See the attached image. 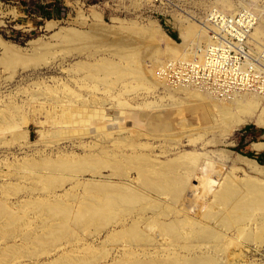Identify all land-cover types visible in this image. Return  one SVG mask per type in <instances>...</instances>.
Instances as JSON below:
<instances>
[{"label":"rangeland","instance_id":"obj_1","mask_svg":"<svg viewBox=\"0 0 264 264\" xmlns=\"http://www.w3.org/2000/svg\"><path fill=\"white\" fill-rule=\"evenodd\" d=\"M224 7L228 9L224 11L226 13L238 14L244 9L257 13L262 22L254 37L260 46H264V38L256 37L259 32L264 35V0H0V199H6L16 208L25 205L26 212H30L32 204L37 202L34 194L30 195L36 179L25 180L27 175L33 174L31 162L43 158L54 163L69 161L80 167L89 159H100L102 148L96 128L87 127L81 132L82 135L76 136L69 132L66 124L74 108L81 103L94 102L98 104L94 107L95 111L101 117L120 118L123 131L121 138L124 143H130L134 141L135 130L142 126L131 127L126 123V118L138 121L157 112L167 114V111L178 107L186 118L198 120L201 115L194 113L193 107L195 103L204 101L213 110L214 127L198 132L192 126L189 131L177 133H154L143 129L149 136L140 139L139 144L144 149L139 154L144 153L154 160L160 156L162 164L186 154L198 155L202 161L199 163L200 170L210 165L207 176L212 182V193L220 190L230 175L243 186L252 185L264 193V149L258 151L254 148L256 144L264 143V96H237L231 100H220L201 91L172 89L169 83H140L127 78L115 88L109 89L105 82L91 80L89 69L107 61L121 65L120 60L106 51L83 50L78 46L67 45L60 34L61 29L87 34L96 26H104L115 33L133 27L151 31L153 24H156L177 47L186 50L185 57L195 56L208 43L203 26L208 12ZM49 21L57 22L58 26L48 30ZM185 29L200 34L199 44L181 35ZM10 47L15 50L13 52L20 54L16 52L15 56ZM45 47L48 53L42 54ZM180 56L182 54H177L170 62L179 60ZM170 62H166V65ZM147 65L155 67L156 62L150 60ZM218 106H225L227 110ZM3 119L8 120L9 124L4 125ZM238 121H241L239 126L236 123ZM24 123L28 125L24 126ZM231 123L237 126L226 136L224 131ZM27 133L28 139L24 137ZM133 153L126 151L132 158L137 156L136 152ZM91 171L88 169L87 174L74 176L62 189L52 190L50 196L45 195L36 205L58 199L67 202L69 194L79 193L78 200L72 201V205L75 210L80 209L83 198L88 194L85 188L97 180ZM135 177L138 179V176ZM85 183V187L78 186ZM134 183L139 185L141 181L138 179ZM47 185L42 183L41 187L46 188ZM192 185L200 187L197 180H193ZM187 206L193 208L160 222L180 221L186 235H190L191 230L205 224L202 216L208 206L202 201L198 206L193 202ZM33 222L32 227L24 228L25 234L35 231L38 219L35 217L34 220L33 217ZM211 222V225H205L208 228H219L216 221ZM261 226L264 223L261 222ZM111 234L112 230L106 229L102 239L108 243ZM227 234V238L231 239L238 234L237 229H231ZM59 242L51 247H42L37 252H29L25 247L22 253L13 257L15 260L11 258L13 261L10 259L9 262L57 264L66 256H82L85 253L95 256L100 251V237L94 226L77 230L70 239L62 238ZM11 245H25L22 235L13 239L0 235L2 262L5 257V260L8 259ZM248 248L245 258L232 263L264 264V238ZM109 253L112 255L113 251ZM122 254L121 249L115 251V255ZM208 254L213 252L207 248L196 255L181 248L172 256L188 259ZM155 255L157 253L154 250L146 254L147 257ZM170 256L167 254L165 257ZM94 264L115 263L106 258L96 259ZM219 264H224V261L219 260Z\"/></svg>","mask_w":264,"mask_h":264},{"label":"bare ground","instance_id":"obj_2","mask_svg":"<svg viewBox=\"0 0 264 264\" xmlns=\"http://www.w3.org/2000/svg\"><path fill=\"white\" fill-rule=\"evenodd\" d=\"M222 9V11H228L225 7ZM261 22L262 19L259 16L253 36L260 28ZM57 26V22L49 21L47 29L53 30ZM103 27L96 26L87 34L61 29L60 34L62 41L67 45L78 46L83 50L106 51L120 60L121 65L107 61L89 69V78L94 82H105L109 89L115 88L125 78L140 83L153 81L167 84L163 76L166 62L172 61L177 54H182L178 59L184 61H189L193 57H185L186 50L177 47L156 24H153L151 31L133 27L131 30L121 29L116 33L114 30L113 32ZM181 35L192 42H198V44L200 42L198 32L185 29ZM256 37L264 38V35L259 32ZM262 46L263 44L259 45V47ZM10 49L12 50L11 47ZM203 50L196 54L199 56L198 59L202 57ZM46 53L48 50L45 47L42 54ZM17 54L20 53L17 52ZM150 60L156 62L155 67H148L147 62ZM169 86L177 90L201 91L217 99L212 94L199 89L173 87L170 84ZM237 96L251 98L264 96V93H241L226 100ZM95 106H98L95 102L81 103L71 111L66 124L69 132L76 136L82 135L81 132L87 127L96 128L102 148L100 159H89L80 167L69 161L54 163L43 158L39 161L32 160L33 174L25 177V180L36 179L30 195L34 194L38 202L45 195L51 194L52 190L62 189L74 176H83L87 174L88 169H92L97 180L93 184L88 182L89 185L86 183L83 186L78 185L79 187L87 185L85 189L88 194L83 198V206L75 210V206L72 205L74 204L72 201L78 200L79 193L69 194L67 202L58 199L59 201H45L38 206L37 202H34L30 212H26L25 205L16 208L6 199H0V235L11 239L22 235L25 243V245L13 247L11 245L9 253L7 251L8 259L5 260V257L4 262L0 260L1 264H11L16 259L13 257L22 253L25 247L29 252H37L42 247L56 245L62 238L70 239L77 230L89 226H94L95 232L100 237L99 253L95 256L89 253L82 256H66L57 264H94L96 259L106 258H110L115 264L129 261L131 264H219V260L224 261V264H230L245 258L246 253L249 252V245L263 240L264 226H261V222L264 223V193L261 189L252 185L243 186L230 175L223 187L212 193V182L207 176L210 165L205 166L206 168L201 167L200 170L201 160L198 155L186 154L170 163L162 164L160 156L154 160L144 153L139 154L144 149L139 144L140 139L149 136L143 132V129L154 133L159 131L177 133L189 131L192 126H195L198 132L214 127L213 110L208 104L204 101L195 103L193 111L201 115L198 120L186 118L178 107H173L174 109L167 111V114L157 112L138 121L126 118L129 126H142L135 130L134 141L130 143H124V139L121 138L123 131L120 118H103L99 112L95 111ZM218 107L227 110L225 106ZM239 122L241 121L236 122L238 126ZM2 123L8 125L9 121L3 119ZM236 123H231V126L225 129L226 136L237 126ZM24 137L28 139L29 134H25ZM254 148L261 151L264 149V143L256 144ZM126 151H130L131 154L136 152L137 156L129 157ZM106 172L108 175H104ZM134 175L138 176L141 184L134 185L135 180H138L136 177L133 178ZM193 180L199 181L200 187H194ZM42 183L48 184L47 187H41ZM74 189L75 187L72 190ZM16 190L19 191V189ZM200 201L208 206L202 216L203 221L205 224L216 221L219 225L218 229L208 228L209 226L201 223L202 225H199L197 229L191 230L190 235L189 233L186 235L180 221L160 222L162 219H170L182 211L192 209V206H187L189 202L198 206ZM33 217L34 220L35 217L38 219L35 231L31 230L25 234L24 228L32 227L34 224ZM121 227L123 229L119 230ZM234 228L237 229L238 234L231 239L227 238V232ZM38 229L40 231L36 232ZM106 229L112 230L108 243L102 239ZM181 248L193 255L207 248L213 254L188 259L172 256ZM117 249L123 250L122 256L115 255ZM152 250L157 255L147 257L146 254ZM109 251H113L112 255ZM167 254L171 256L165 257ZM10 259L11 262H9Z\"/></svg>","mask_w":264,"mask_h":264},{"label":"built area","instance_id":"obj_3","mask_svg":"<svg viewBox=\"0 0 264 264\" xmlns=\"http://www.w3.org/2000/svg\"><path fill=\"white\" fill-rule=\"evenodd\" d=\"M259 16L244 9L238 14L208 12L203 24L208 44L202 57L174 60L163 72L173 87H191L226 100L241 93H264V46L253 34Z\"/></svg>","mask_w":264,"mask_h":264},{"label":"trees","instance_id":"obj_4","mask_svg":"<svg viewBox=\"0 0 264 264\" xmlns=\"http://www.w3.org/2000/svg\"><path fill=\"white\" fill-rule=\"evenodd\" d=\"M249 129H251V128H249ZM249 156H252V155H250V154H249ZM258 159H259V160H261V158H260V157H259Z\"/></svg>","mask_w":264,"mask_h":264}]
</instances>
